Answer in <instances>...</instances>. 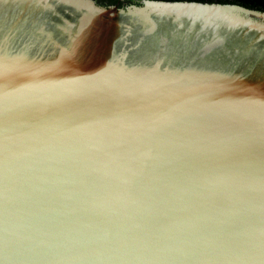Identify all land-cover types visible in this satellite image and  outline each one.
<instances>
[{
	"label": "water",
	"instance_id": "water-1",
	"mask_svg": "<svg viewBox=\"0 0 264 264\" xmlns=\"http://www.w3.org/2000/svg\"><path fill=\"white\" fill-rule=\"evenodd\" d=\"M0 0V264H264V10Z\"/></svg>",
	"mask_w": 264,
	"mask_h": 264
},
{
	"label": "trees",
	"instance_id": "trees-1",
	"mask_svg": "<svg viewBox=\"0 0 264 264\" xmlns=\"http://www.w3.org/2000/svg\"><path fill=\"white\" fill-rule=\"evenodd\" d=\"M107 1L113 4L119 0H107ZM198 1L239 3L241 5H244L250 8L264 10V0H198Z\"/></svg>",
	"mask_w": 264,
	"mask_h": 264
},
{
	"label": "flooded vegetation",
	"instance_id": "flooded-vegetation-1",
	"mask_svg": "<svg viewBox=\"0 0 264 264\" xmlns=\"http://www.w3.org/2000/svg\"><path fill=\"white\" fill-rule=\"evenodd\" d=\"M99 1H100L101 3H109L107 0H99ZM130 1H132V0H126V2H128V3H130ZM118 2H120L121 5L125 3V2H121L120 0L117 1V2H115V3H118Z\"/></svg>",
	"mask_w": 264,
	"mask_h": 264
}]
</instances>
